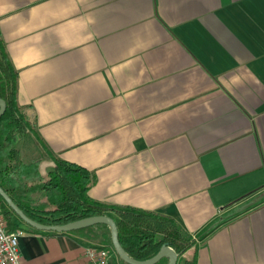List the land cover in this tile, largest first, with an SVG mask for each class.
Listing matches in <instances>:
<instances>
[{"label":"crops","instance_id":"crops-1","mask_svg":"<svg viewBox=\"0 0 264 264\" xmlns=\"http://www.w3.org/2000/svg\"><path fill=\"white\" fill-rule=\"evenodd\" d=\"M0 36L91 197L173 217L196 264H264V0H0ZM14 221L22 264L101 245Z\"/></svg>","mask_w":264,"mask_h":264},{"label":"trees","instance_id":"trees-1","mask_svg":"<svg viewBox=\"0 0 264 264\" xmlns=\"http://www.w3.org/2000/svg\"><path fill=\"white\" fill-rule=\"evenodd\" d=\"M18 87V71L0 36V96L7 102L5 112L0 115V184L30 217L55 224L108 214L117 223L122 245L134 258H149L163 244H169L179 254L177 264H196V257L185 258L181 263L183 254L195 245V239L173 217L91 197L88 190L95 175L82 165L53 155L27 106L19 102ZM0 207L9 228H16L15 217L28 225L2 195ZM69 231H85L86 238L111 248L118 264H130L114 250L108 225L98 223ZM168 260L162 257L153 264H167Z\"/></svg>","mask_w":264,"mask_h":264},{"label":"water","instance_id":"water-1","mask_svg":"<svg viewBox=\"0 0 264 264\" xmlns=\"http://www.w3.org/2000/svg\"><path fill=\"white\" fill-rule=\"evenodd\" d=\"M7 108L6 100L0 96V115H2ZM0 195L5 199V201L12 207V209L17 213V215L28 225L39 229V230H56V231H69L73 229H78L98 223L106 224L110 227L111 231V240L114 247V250L118 254L120 258L130 264H153L162 257H168L169 260L167 264H177L179 254L178 252L169 244H163L159 251L154 254L153 256L146 258V259H137L131 256L127 250L122 245L119 239V230L117 223L111 215L108 214H95L89 215L82 218H78L66 223H55V224H47L42 223L38 220L33 219L30 217L10 196V194L3 188L0 184Z\"/></svg>","mask_w":264,"mask_h":264},{"label":"built area","instance_id":"built-area-1","mask_svg":"<svg viewBox=\"0 0 264 264\" xmlns=\"http://www.w3.org/2000/svg\"><path fill=\"white\" fill-rule=\"evenodd\" d=\"M23 229L9 228L0 207V264H22L20 236ZM87 264H118L111 248L105 245L86 247Z\"/></svg>","mask_w":264,"mask_h":264},{"label":"rangeland","instance_id":"rangeland-1","mask_svg":"<svg viewBox=\"0 0 264 264\" xmlns=\"http://www.w3.org/2000/svg\"><path fill=\"white\" fill-rule=\"evenodd\" d=\"M242 208V207H241ZM240 208V209H241ZM195 239V238H194ZM184 259H185V257L184 256H182V259H181V263H183L184 262Z\"/></svg>","mask_w":264,"mask_h":264}]
</instances>
